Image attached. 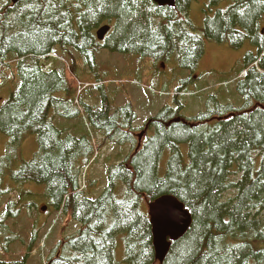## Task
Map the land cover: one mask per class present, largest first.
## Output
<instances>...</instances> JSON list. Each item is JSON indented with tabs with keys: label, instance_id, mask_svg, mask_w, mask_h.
I'll list each match as a JSON object with an SVG mask.
<instances>
[{
	"label": "trees",
	"instance_id": "16d2710c",
	"mask_svg": "<svg viewBox=\"0 0 264 264\" xmlns=\"http://www.w3.org/2000/svg\"><path fill=\"white\" fill-rule=\"evenodd\" d=\"M8 1L0 9V93L13 83L0 105V135L9 140L0 157V264H29L38 236L36 221L26 254L6 258L20 241L14 227L32 208L27 189L8 185V176L14 184L45 187V203L80 226L57 245L48 264H160L147 205L164 196L192 215L191 228L173 243L164 264H264V0H206L205 7L204 0H177L173 9L152 0L124 7L117 0ZM105 25L113 31L100 42L96 34ZM211 42L234 51L253 46L230 73L246 71L230 98L221 93L222 99L214 94L206 100L210 81L203 68ZM101 51L152 61L155 75L147 80L173 91L145 85L140 76L133 84L170 97L176 107L157 115V135L139 152L105 163L107 185L95 197V183L82 180V172L96 151L135 143L137 119L131 105L111 114L108 97L124 89L107 91L110 69L97 62ZM62 60L77 79L74 86ZM165 67L172 73L158 77ZM115 79L110 81L123 83ZM78 81L90 85L79 96ZM85 90L97 92L100 109L83 103ZM181 94L203 104L204 114L184 119ZM228 99L237 102L224 103ZM83 117L87 126L70 132L67 124ZM28 136L36 137L37 151L27 160L20 152Z\"/></svg>",
	"mask_w": 264,
	"mask_h": 264
},
{
	"label": "rangeland",
	"instance_id": "374dc122",
	"mask_svg": "<svg viewBox=\"0 0 264 264\" xmlns=\"http://www.w3.org/2000/svg\"><path fill=\"white\" fill-rule=\"evenodd\" d=\"M5 1L6 0H0V9L2 4L5 3ZM205 2L206 0H204V7ZM194 12L196 11L192 10V14ZM215 44L216 43H212L209 45V57L206 60L203 68V74H206V77L209 78L210 81L206 90V100L214 94L220 97L221 93H225L227 98H230L234 95L231 93L233 92V89L235 90L236 84H232L230 82L240 81L242 78V74L236 76V73L239 68H237L234 73H230L235 67H241L245 54L250 51L251 48H253L251 44H245V47L243 49L234 51L226 45ZM207 45L208 42L205 43L206 50ZM72 55H74L80 60V57L76 52H72ZM130 61H134L136 63ZM97 62L99 64L106 65V67L110 69V72L105 76V78L113 77L116 78L115 80L123 82L112 84V87L107 90L109 93H112V91L116 87L124 89L123 93L122 91H117L115 97H108V101H111L113 99L115 101L113 102V104L108 103V108L111 107V110L115 111L117 108L122 107L124 105H131L136 115H138V129L144 128L143 130H141V132H138V134L142 133L144 130L147 129V127L149 126V122L152 119V116L157 115L164 107L170 106L171 104L173 105V107H176V104H173L170 97L162 96L161 98H159L157 95L147 94V92L143 89L144 87H138L133 84L135 80L139 79L138 76H140L141 80L145 85H153L152 82L147 80L148 75H151V77L155 75V70L153 68H156V65H154L152 61L142 59L137 60L134 56L120 57L118 55L109 54L106 51H101L97 55ZM160 63L161 62L158 63L159 66ZM62 64H64L65 67L63 73L67 74L69 83L74 86V80L76 81V77L72 74V71L70 70L69 65L65 60H62ZM132 64H134V66H132ZM115 65H119L117 70L114 67ZM48 67H51V65L47 66V68ZM135 67L139 68L140 70L136 69ZM141 70H145V72ZM166 73H172L171 71H169V67L160 69V75H158V77ZM85 78L87 77H83V79ZM223 82H226V85L222 86L221 83ZM0 84H2V80ZM153 86L156 89L166 88L168 89L166 90L168 92L173 91L172 89H170L169 85L165 86V84L162 82L159 85ZM4 87L5 88H2L3 92L0 93V105L3 103L4 98L8 96L5 92V89L12 88L13 83L7 84ZM147 88L150 89L149 87ZM92 93L97 94L96 91H92L90 97H87L88 102L94 107H101L102 102H100V97L98 95H93ZM231 102L236 103L237 101L234 99H228L227 101H224V103ZM183 103L185 104V109L182 113L184 119L194 118L195 116L199 115L204 111L203 104L194 101L192 98L190 99V97H187L185 102L183 99ZM76 105L77 107H79L77 103ZM90 109L94 110L93 108ZM67 126L68 128H70V132H73L71 129H74L73 127L75 126V122L67 124ZM93 135L96 141L97 137L94 133ZM148 135L152 136L153 131L151 130ZM144 140L145 138H143V141ZM7 141L9 143V140L7 138L0 135V157L5 155ZM115 147L116 146L113 145L104 148V150H102L101 152L100 158L93 165L88 174H82L83 178H85L86 180H91L93 183H95V197L98 196L106 188L107 185L106 170L108 165H105V163L124 162L127 157L135 153L137 143L126 145L123 149H121L120 154L112 156L111 153H115L118 151ZM36 149L37 140L35 139V137H26V142L25 144H23L20 152L21 158H25L27 160L30 159ZM6 183L8 185H11L12 187H14V185L25 187L29 193L27 194L26 204L32 201V208L27 209V213L22 214L19 222L17 223V226L14 227V230L12 232V235H17L20 241L12 243L9 246L10 253L8 256H6V258H21L26 254L27 247H29L33 238L32 230L34 227V223L38 221V223L36 224L38 236L35 240L34 251L32 253V258L29 264H44V260L45 264H48V257L52 253V251L65 238H68L74 233H76L80 228L79 224L73 222L70 218L64 217L62 214L54 211L50 207V205L45 203L46 200L44 199V196H42L45 193V187H39V184H36L31 181L14 184L9 176L6 178ZM16 196V192L12 195H9V197L5 198L1 202V205L4 206L9 199L16 198ZM44 207L47 208V211L45 212L42 211V208ZM56 220L58 221L56 227L52 230L49 236H46V232L48 231L50 226L55 223ZM1 255L2 254L0 252V257H2ZM119 257H122L121 251H119Z\"/></svg>",
	"mask_w": 264,
	"mask_h": 264
},
{
	"label": "water",
	"instance_id": "95a60500",
	"mask_svg": "<svg viewBox=\"0 0 264 264\" xmlns=\"http://www.w3.org/2000/svg\"><path fill=\"white\" fill-rule=\"evenodd\" d=\"M19 3L26 0H11ZM159 7L173 8L177 0H152ZM110 32L105 26L97 33L98 39L103 41ZM46 209H44L45 211ZM149 217L152 225L156 258L162 263L170 252L172 242L182 239L192 224V218L184 205L172 196H164L149 205Z\"/></svg>",
	"mask_w": 264,
	"mask_h": 264
},
{
	"label": "crops",
	"instance_id": "0c3cea01",
	"mask_svg": "<svg viewBox=\"0 0 264 264\" xmlns=\"http://www.w3.org/2000/svg\"><path fill=\"white\" fill-rule=\"evenodd\" d=\"M216 45V44H215ZM219 45V44H218ZM149 128H150V131L152 130L153 131V135L151 136V138H154V137H156V135H157V124L155 123V122H153V123H151V124H149ZM186 209V208H185ZM187 210V209H186ZM188 211V210H187ZM189 212V211H188ZM189 214H190V212H189ZM191 215V214H190ZM150 218V217H149ZM191 218H192V215H191ZM150 223H151V221H150ZM152 226V225H151ZM191 226H192V224H191ZM191 228V227H190ZM189 231V230H188ZM153 233V232H152ZM188 233V232H187ZM181 240V239H180ZM179 241V240H178ZM178 241H176V242H178ZM171 243H172V245H173V243H176V242H172V241H170ZM153 243H154V240H153ZM172 247V246H171ZM154 250H155V246H154ZM171 250V249H170ZM170 253V252H169ZM169 253H168V255H169ZM168 255H167V257H168ZM155 257H156V252H155ZM167 257H166V259H167ZM166 259L161 263L157 258H156V260L160 263V264H164V262L166 261Z\"/></svg>",
	"mask_w": 264,
	"mask_h": 264
},
{
	"label": "snow or ice",
	"instance_id": "6c2138e0",
	"mask_svg": "<svg viewBox=\"0 0 264 264\" xmlns=\"http://www.w3.org/2000/svg\"><path fill=\"white\" fill-rule=\"evenodd\" d=\"M136 2H137V0H117V6L118 7H124L126 5H129V3H131L132 5H135ZM260 107H261V110L264 111V105H262ZM253 111H255V109H253ZM157 187H159V185H157ZM224 223L227 224L228 221H224Z\"/></svg>",
	"mask_w": 264,
	"mask_h": 264
},
{
	"label": "bare ground",
	"instance_id": "6f19581e",
	"mask_svg": "<svg viewBox=\"0 0 264 264\" xmlns=\"http://www.w3.org/2000/svg\"><path fill=\"white\" fill-rule=\"evenodd\" d=\"M155 3V2H154ZM156 4V3H155Z\"/></svg>",
	"mask_w": 264,
	"mask_h": 264
}]
</instances>
